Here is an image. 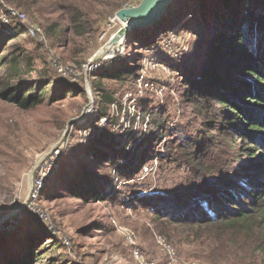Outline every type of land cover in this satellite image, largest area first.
Returning a JSON list of instances; mask_svg holds the SVG:
<instances>
[{
  "label": "rangeland",
  "instance_id": "374dc122",
  "mask_svg": "<svg viewBox=\"0 0 264 264\" xmlns=\"http://www.w3.org/2000/svg\"><path fill=\"white\" fill-rule=\"evenodd\" d=\"M140 2L0 0V90L45 85L42 103L31 108L0 99V264H264L257 235L185 226L152 210L161 194H188L198 183L193 154L177 146L208 135L210 120L204 102L185 97L184 77L209 62L212 36L227 29L229 9L219 0H177L156 46L128 34L98 69L87 68L122 27L116 12ZM31 24L42 28L45 40L30 32ZM171 32L186 36L182 62L163 47ZM54 63L71 71L62 76ZM110 65L132 74L102 77ZM101 92L115 103L107 105ZM104 107L106 116L98 111ZM157 118L166 125L161 138L153 136ZM111 138L122 155L113 166L101 157ZM143 156L134 176L120 174ZM37 164L34 196L29 174Z\"/></svg>",
  "mask_w": 264,
  "mask_h": 264
},
{
  "label": "trees",
  "instance_id": "16d2710c",
  "mask_svg": "<svg viewBox=\"0 0 264 264\" xmlns=\"http://www.w3.org/2000/svg\"><path fill=\"white\" fill-rule=\"evenodd\" d=\"M219 1L229 9L223 19L227 29L212 36V53L203 71L184 77L185 97L197 104L204 102L205 116L210 120L208 135L199 134L195 141L182 140L177 146L193 154L190 169L197 173L198 183L188 194H161L162 199L152 201V210L185 226H222L224 232L241 228L247 235H257L258 249L264 250V0H236L237 6H244L242 11L232 0ZM171 5L159 22L136 29L133 37L147 47L156 46ZM2 61L0 58V69ZM106 67L100 72L102 77L132 74L130 69ZM36 83L6 85L0 90V99L20 108L40 105L45 85ZM101 93L107 105L115 103L112 95ZM107 110L104 107L98 111L106 116ZM153 124V136H164L165 123L157 118ZM110 140L109 152H102L101 157L113 166L122 155ZM145 157L134 168L119 170L120 174L134 176ZM80 176L85 182H93L87 174Z\"/></svg>",
  "mask_w": 264,
  "mask_h": 264
},
{
  "label": "water",
  "instance_id": "95a60500",
  "mask_svg": "<svg viewBox=\"0 0 264 264\" xmlns=\"http://www.w3.org/2000/svg\"><path fill=\"white\" fill-rule=\"evenodd\" d=\"M175 1L177 0H141L137 6L122 8L117 11L115 18L122 22V27H120L105 44H103L88 64L90 66H95V64L100 63L106 57L113 45H116L117 43L122 44L126 36L128 34L132 35V32L136 29L149 28L159 22L168 13L170 5ZM86 82L87 89L90 92V83L88 81ZM39 165L40 164H37L29 174V195L33 190L35 178L34 173Z\"/></svg>",
  "mask_w": 264,
  "mask_h": 264
},
{
  "label": "built area",
  "instance_id": "2783aa9c",
  "mask_svg": "<svg viewBox=\"0 0 264 264\" xmlns=\"http://www.w3.org/2000/svg\"><path fill=\"white\" fill-rule=\"evenodd\" d=\"M11 14L14 17H17V18H20L21 17L24 20L27 19L26 14L24 12H22V11H18V10H15V9H11ZM29 28H30V32L32 34H34L35 36L40 37V39L42 41L45 40V35L43 33L42 28L37 27L36 25H33V24H31L29 26ZM185 41H186V36L185 35L178 34L177 32L176 33L175 32H171L169 34V36H168V39L166 41V44L163 45V47H166V51L167 52H170V55L174 56V58L177 59L176 61L182 62V60H183V57L182 56H183V53L185 52V46H187V44L185 43ZM53 65H55V68L58 70V72H60V74L62 76H67L69 74V72L71 71V69L69 67L64 66V65L56 64V63H54ZM101 65H102L101 62L98 63V64H95V66H90L88 64V67L87 68H89L90 70H93V69H96V68L98 69V67L101 66ZM162 69L167 70L168 68H166V66H163L162 65ZM104 120H107V119L104 118ZM55 150L59 151L58 148L55 149ZM144 169H145V171L148 170L147 167H145ZM38 186H39V183L36 186H34L32 192H31L32 195L36 194V191L39 188ZM172 255L174 256L175 254L173 253ZM139 257H141V254L140 253L136 254V258L138 259ZM174 261H175V259H173V262ZM142 263L143 264H154L153 262H147L145 260ZM185 264H200V263L194 261V262H186Z\"/></svg>",
  "mask_w": 264,
  "mask_h": 264
},
{
  "label": "bare ground",
  "instance_id": "6f19581e",
  "mask_svg": "<svg viewBox=\"0 0 264 264\" xmlns=\"http://www.w3.org/2000/svg\"><path fill=\"white\" fill-rule=\"evenodd\" d=\"M117 44H118V43H117ZM117 44H116V45H117ZM113 47H114V45H113L110 49H112ZM107 189H108V188H107Z\"/></svg>",
  "mask_w": 264,
  "mask_h": 264
}]
</instances>
